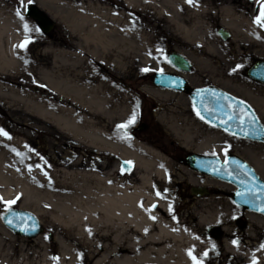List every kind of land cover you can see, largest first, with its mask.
Listing matches in <instances>:
<instances>
[{"label":"rangeland","instance_id":"374dc122","mask_svg":"<svg viewBox=\"0 0 264 264\" xmlns=\"http://www.w3.org/2000/svg\"><path fill=\"white\" fill-rule=\"evenodd\" d=\"M10 1L11 5L13 3L20 10L23 17L26 7L35 5L54 24L51 22L52 29L44 35L40 32L37 23L29 19L33 26L31 30L34 31L26 34V36L30 35V38L24 39L21 44L24 46L20 50L15 49L13 56L16 71L7 76L2 73H9L0 68V81L27 89L32 94L48 96H55L47 92V87L51 80H56L54 79L56 74L70 75L71 70L80 72L83 70L80 61L88 58L86 52H80L76 47V44L83 47V43L78 44L79 38L68 32L61 23V16L70 10L67 3L82 6L103 3L110 7L120 3V0H31V3L29 0H23V3L20 0ZM227 2L236 3L239 13L245 15L255 27L259 28L261 32L259 36L249 34L243 24L234 26L236 29H228L223 26L227 25V21L224 22L219 13L207 10L205 19L208 26L195 27L192 33L194 41H188L165 19H156L151 13L129 11L127 16L146 29L148 36L152 38L154 49L149 52L137 51L130 55L115 52L110 55L114 57L111 61H105L103 58L94 60L89 57L94 68L99 71V76H107L108 80L124 89L122 94L116 93L113 89L107 90L108 99L105 100L107 110L101 113L95 110L92 117L95 116L93 120L100 121L107 132L134 131L137 139L173 160L186 175L187 180L185 179L184 182L172 183L171 190L175 195L172 210L177 217L189 216L193 221L196 218L193 215L196 208L199 210L206 204L222 200L234 211L230 225L238 231L243 243L249 244L252 240L247 234L253 233L254 228L261 230L263 233L259 238H264V215L242 209L234 204L232 200L234 185L205 176L187 166L184 163L185 157L189 153L198 152L184 149L176 141L174 134L158 121L156 114L160 106L168 108L178 104L190 115V119L197 123L201 136L208 138L212 147L218 149V152L203 155L218 156L223 159L227 155L234 154L252 166L262 179H264V143L235 137L206 123L196 114L187 92L157 88L151 82L154 72L176 73L167 56L171 52L180 50L193 65L192 71L184 75L190 88L215 86L247 103L264 125V85L250 80L246 75L247 69L253 62L264 60V27L254 23V18L260 12L259 2L262 1L252 0V3H244L228 0ZM194 15L196 13L192 10L176 12V16L187 17L188 27ZM219 28L229 33L230 37L227 41L217 35L216 31ZM6 40L7 38H4L5 50ZM26 40L28 43L25 45ZM207 44L215 45L212 54L205 49ZM60 49H72L78 57L59 56ZM143 69L148 71H142ZM148 90H165L172 97L159 98L158 102L147 92ZM53 99L56 101L55 104L65 111L75 114L84 112L70 99L65 98L61 101L56 97ZM124 101L129 102L132 107L129 115H123L120 107V103ZM38 104L34 99L29 100L22 95L4 91L0 87V129L7 133V136H0V217L7 206L6 202L15 200L11 208L33 213L43 226V232L38 237L22 239L6 229L0 219V246L7 249L4 253L0 252V263L3 264H31L35 261L33 254L29 255L30 248L34 244L40 253L49 254L51 264H58L57 260L63 247L57 241L64 240L65 235L63 229L53 220V217L59 214L53 203L60 201L70 188L72 179L68 175L74 171L94 170L98 165L108 166L107 171H112L117 164L105 151L80 143L76 135L56 124L52 120L53 115L48 111L47 117H44L40 110L41 105ZM133 113L135 119L131 124L126 128L118 127L127 124L132 119ZM98 153H102L101 162L96 160ZM126 173H128L125 176L127 180L133 178L136 174L135 167L132 165V170ZM194 187H203L208 192L197 197L191 192ZM4 194L6 199L3 198ZM154 207L155 205H152V210H157V206L156 209ZM49 234L52 235L51 239ZM208 237L216 243H220L223 239L217 227L211 228ZM96 238L100 241L106 239L97 233ZM256 244V248L251 250L250 260L252 262L257 258L259 264H264V248H261L259 243ZM79 250L83 252L84 249ZM24 254L28 255L30 262H25L26 258L22 256ZM223 258L227 259L225 256ZM95 260V258H84L79 264H94Z\"/></svg>","mask_w":264,"mask_h":264},{"label":"bare ground","instance_id":"6f19581e","mask_svg":"<svg viewBox=\"0 0 264 264\" xmlns=\"http://www.w3.org/2000/svg\"><path fill=\"white\" fill-rule=\"evenodd\" d=\"M185 1L120 0L118 5L112 7L103 3L86 6L67 3L70 10L61 16V23L68 32L79 38L78 44L84 45L76 44L80 52H86L88 56L85 61L84 58L80 61L83 70H71L70 75L56 74V80H51L47 87V92L55 96L32 94L27 89L0 81L4 91L36 100L41 105L44 117H47V111L51 113L52 120L65 131L76 135L83 145L115 155L117 160H126L136 170L135 176L129 180L117 174L116 167L104 173L94 169L74 171L68 175L72 179L70 188L60 201L53 203L59 210L53 220L65 235L64 240L57 241L63 247L58 264H79L84 258H95L94 264H194L191 257H196L199 264H253L250 260L251 250L256 248V243L264 244V238H259L263 232L256 228L253 233L247 234L252 242L243 243L238 231L230 225L234 211L222 200L206 204L199 210L196 208L193 221L189 216L177 217L172 210L175 197L171 190L172 183L184 182L186 175L173 160L158 150L129 137L128 133L107 132L100 121H94L95 116L92 117L95 110L98 113L107 110V90L113 89L122 94L124 89L108 80L107 76H99L91 59L111 61L114 57L110 55L115 52L130 55L154 49L146 29L136 24L127 13H151L156 19H165L186 40L194 41V28L208 26L205 19L207 11L197 4V8L189 6L188 9L196 15L191 17L188 27L187 17L176 16V12L186 10L183 8ZM239 2L247 3V0ZM30 6L45 14L37 6ZM17 10L10 0H0V68L9 73H2L7 76L16 71L15 49L20 50L24 39L30 38L26 34L34 31L31 30V18L25 14L18 17ZM238 10L236 3H228L214 11L221 15L224 22L227 21V25H223L226 28L236 29L238 24H243L249 34L259 36V28ZM4 38H7L6 50ZM205 49L212 54L215 45L207 44ZM59 52V56L64 58L78 57L72 49H60ZM147 92L158 102L159 98L172 97L165 90ZM53 97L59 101L70 99L84 112L75 114L65 111L55 104ZM120 107L123 115H129L132 111L127 101L120 103ZM156 116L184 149L201 154L218 152L208 138L201 136L197 123L178 104L168 108L160 106ZM3 198H7L5 194ZM152 205H155V209L157 206V210H152ZM206 227L219 228L222 241L216 243L210 240L208 232L211 228ZM96 233L106 239L100 241ZM233 241L236 243L233 244ZM81 248L83 252L79 250ZM30 249L29 255L33 254L35 260L31 264H51L48 253H40L35 244ZM6 251L0 246V252ZM22 256L26 258V263L30 262L28 255ZM254 261L259 264L257 258Z\"/></svg>","mask_w":264,"mask_h":264},{"label":"water","instance_id":"95a60500","mask_svg":"<svg viewBox=\"0 0 264 264\" xmlns=\"http://www.w3.org/2000/svg\"><path fill=\"white\" fill-rule=\"evenodd\" d=\"M25 15L36 21L45 34L53 27L51 21L33 6L27 7ZM217 34L224 41L230 37L229 33L221 28L217 30ZM167 59L175 69L183 73L191 71V63L176 52H171ZM247 77L264 85V60L255 61L248 68ZM152 84L164 89L189 92L193 108L202 120L233 136L264 143V131H261L264 126L244 101L215 86L190 90L184 77L176 74L155 72L152 75ZM119 161L122 172L130 170L129 163L123 159ZM185 163L198 173L233 184L236 187L232 195L233 202L243 209L264 215V212L260 211L264 207V180L244 159L236 155L221 159L218 156L191 153L186 156ZM191 192L195 196L207 194V190L201 187L192 188ZM1 217L4 227L21 237L35 238L43 230L38 218L26 210L11 208L8 212L4 211ZM9 220L11 224L8 223Z\"/></svg>","mask_w":264,"mask_h":264},{"label":"flooded vegetation","instance_id":"af4514ba","mask_svg":"<svg viewBox=\"0 0 264 264\" xmlns=\"http://www.w3.org/2000/svg\"><path fill=\"white\" fill-rule=\"evenodd\" d=\"M228 1V0H227ZM226 0H192V3H189V2H187V1H185L184 2V4H183V8L184 9H186V10H189L188 9V7L189 6H193V7H195V8H197L196 7V4L197 5H199V6H203L204 7V10L205 11H207V10H217L219 7H221L222 5H226V4H228V3H234V2H227ZM236 1H240V0H236ZM247 3H252V0H247ZM261 3L262 2H259V4H260V7H259V10H260V8H261ZM15 9V8H14ZM18 9V8H17ZM178 54H184L182 51H180V50H178V51H176ZM184 56L186 57V58H188L185 54H184ZM189 59V58H188ZM190 60V59H189ZM192 69H193V67H192ZM176 74H178V75H181L182 73L180 72V71H178L177 69H176ZM189 74V73H188ZM188 82V81H187ZM128 135H129V137H137L136 136V133L134 132V131H130V132H128ZM101 154L102 153H98V156H96V160L97 161H99V162H101L100 160H102V156H101ZM111 155V158L113 159V160H115L116 162H117V164H116V172H117V174H119L120 176H126L128 173H122L121 172V169H120V166H121V164H120V162H118L116 159H115V155H112V154H110ZM107 168H108V166H97V168L96 169H99V171H101V173H104V172H107ZM52 238V235L51 234H49V239H51ZM23 239V238H22ZM29 241V240H28ZM0 264H3V263H0Z\"/></svg>","mask_w":264,"mask_h":264},{"label":"snow or ice","instance_id":"6c2138e0","mask_svg":"<svg viewBox=\"0 0 264 264\" xmlns=\"http://www.w3.org/2000/svg\"><path fill=\"white\" fill-rule=\"evenodd\" d=\"M20 2L23 3V0H20ZM187 2L192 3V0H187ZM29 3H31V0H29ZM16 15L18 17L21 16V13H20L19 10H17ZM254 23H256L260 27H264V2L261 3V8H260L259 15L254 18ZM25 28H27V26H25ZM27 43H28V41L26 40L25 41V45ZM23 46L24 45H21V47H23ZM237 67H239V65ZM142 71H148V69H143ZM134 119H135V113H133L132 119H130L127 124L120 125L118 127L126 128L128 126V124H131L133 122ZM261 131H264V130H261ZM245 134H247V133H245ZM0 135L7 136V133H5L2 129H0ZM225 163H227V161ZM233 163H235V162H233ZM237 194L238 195H241V196L244 195V193H237ZM15 202H16L15 200L7 201L6 202V205L7 206L4 208V211L5 212L10 211L11 210V206L13 204H15ZM260 211L264 212V207H262L260 209ZM18 218H20V217H18ZM0 219H3V217H0ZM8 223L11 224V221L9 220ZM235 243H236V241H233V244H235ZM261 248H264V244L261 245ZM204 255L207 256V253H205ZM189 256L191 257V252H189ZM191 258L193 259L194 264H199V262L197 261V258L196 257H191ZM253 264H255V261H253Z\"/></svg>","mask_w":264,"mask_h":264}]
</instances>
